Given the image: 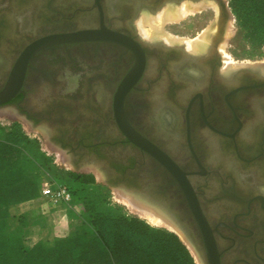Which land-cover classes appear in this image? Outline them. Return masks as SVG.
Returning <instances> with one entry per match:
<instances>
[{
  "label": "flooded vegetation",
  "instance_id": "obj_1",
  "mask_svg": "<svg viewBox=\"0 0 264 264\" xmlns=\"http://www.w3.org/2000/svg\"><path fill=\"white\" fill-rule=\"evenodd\" d=\"M160 1L0 0V90L20 77L0 110L167 213L205 264H264L262 98L234 91L252 65L223 70L215 37L192 52L141 36L136 14Z\"/></svg>",
  "mask_w": 264,
  "mask_h": 264
},
{
  "label": "rangeland",
  "instance_id": "obj_2",
  "mask_svg": "<svg viewBox=\"0 0 264 264\" xmlns=\"http://www.w3.org/2000/svg\"><path fill=\"white\" fill-rule=\"evenodd\" d=\"M182 1L167 0L155 11L142 8L134 18L137 30L143 12L155 14ZM225 4L227 25L223 51L219 49L224 65L263 64L264 0H225ZM216 17L214 10L206 9L178 23H166L164 29L194 38ZM228 24L232 27L227 34ZM19 119L10 109L0 110V208L7 211L0 238L4 236L8 245L0 247V264H114L108 244L118 245L119 254L132 264L147 254L140 252V244L164 254L165 264H191L190 258L193 264H203L183 234L167 223L148 219L120 187L104 182L95 170H76L44 132L43 137ZM18 166L24 171H16ZM45 186H66L73 197L52 202L41 193ZM123 221L130 224L132 239L117 227ZM172 234L187 247L189 259Z\"/></svg>",
  "mask_w": 264,
  "mask_h": 264
},
{
  "label": "bare ground",
  "instance_id": "obj_3",
  "mask_svg": "<svg viewBox=\"0 0 264 264\" xmlns=\"http://www.w3.org/2000/svg\"><path fill=\"white\" fill-rule=\"evenodd\" d=\"M135 1L139 2L141 0H134V2L124 4V8L127 13L131 11L130 8H132V5L137 4ZM144 1L146 3H149L148 0H144ZM206 9L214 10L216 15L218 14L219 11L214 0H184L177 5L173 3L168 4L165 7H163L161 10H159L157 13L155 12V14L150 12H143L141 18L138 19L137 25L139 27L141 36L145 37L146 39L161 38L168 43H184L188 50L192 52H199L204 50L211 41V32L215 28V18L213 22H211V24L208 25L207 28L199 32V34L196 35L194 38L171 34L168 31L166 32L165 31L166 29H164V27L166 23H176V22L178 23L179 21L183 20L186 16ZM228 27H227L228 31H226L227 34L230 33L232 27L231 24L230 25L228 24ZM221 42L219 44H221ZM222 47H223V43L219 47L221 51H223ZM255 66H257L258 68H260L262 72H264V63ZM229 68H231L230 63L227 64V66H225L223 70H227ZM90 170L91 169L88 166H85V168L83 169V171H90ZM94 170L98 173L100 177H102L101 173L98 170L96 169ZM119 190H121L123 195H125L126 199L131 201L138 209H140V211H142L144 216H146L148 219H150L151 221H161L167 223L173 229H176L179 233L183 234V232L177 226H175L174 223L171 220H169L168 217L163 212H161L154 205H152L147 199H145L144 197L136 196L135 194L127 192L126 190L123 189H119ZM183 235L185 236V234ZM185 238L187 237L185 236Z\"/></svg>",
  "mask_w": 264,
  "mask_h": 264
},
{
  "label": "water",
  "instance_id": "obj_4",
  "mask_svg": "<svg viewBox=\"0 0 264 264\" xmlns=\"http://www.w3.org/2000/svg\"><path fill=\"white\" fill-rule=\"evenodd\" d=\"M151 2L152 0H148ZM174 1V0H173ZM218 7V14L215 18V28L211 32V40L216 36L215 42L217 45L225 38V26L227 25V8L225 4V0H214ZM167 2V0H162L159 3H154L148 5L146 8H148L151 11L157 10L163 3ZM94 31L93 30H83V31H73V32H66V33H59L55 34L53 36H49L48 38L50 40H58L60 42L62 41H70L73 39H89L94 37ZM247 72L249 75V78L246 79V83H238V81L235 83L234 91L235 92H248V93H259L262 100L260 101L262 104V107L258 108V111H264V72L260 70L257 66H243L236 68V72ZM13 79L16 80V78H10V80L7 82V84L0 90V104L5 103L8 101L17 91L20 84V77L13 81ZM238 79V78H237ZM13 81V82H12ZM262 128H264V124L261 125ZM78 169V168H77ZM167 214V213H165ZM168 216V214H167ZM170 218V216H169ZM173 223L177 225V227L185 234L187 237V240H189V244L193 247L197 255L199 256V260L202 261L203 264H205L203 253H202V247L196 245L192 239L188 236L186 231L178 225L172 218H170Z\"/></svg>",
  "mask_w": 264,
  "mask_h": 264
},
{
  "label": "trees",
  "instance_id": "obj_5",
  "mask_svg": "<svg viewBox=\"0 0 264 264\" xmlns=\"http://www.w3.org/2000/svg\"><path fill=\"white\" fill-rule=\"evenodd\" d=\"M16 171H24V169H20V166L16 167L15 169ZM73 194V193H72ZM0 216H2L0 218V227L3 226V222H5V219L7 218V211L5 209H2L0 208ZM117 227L121 229V231L123 232L124 236H127L129 238L132 239V234H131V229H130V224L129 223H126L125 221L123 222H117ZM172 238H174V240H176V242L178 243L180 249L184 252V254H186V256H188V259L190 258L189 256V252L187 250V247L182 244L181 242H179L177 240V237L175 235H171ZM2 238H0V247L1 246H8L7 244H5V237L4 236H1ZM101 237V236H100ZM20 245V248H23L21 245L22 243H18ZM107 244V243H106ZM140 247V252H147L146 256L144 255L143 256V259H140V260H137L134 262V264H165V260H164V254H159L158 252H155L154 250H150V247L149 245L148 246H144L142 244L138 245ZM106 247L108 248L109 252H110V257L111 259L113 260V263L114 264H132V262H129L126 257H123L121 256V254H119V247L118 245H114V246H111V245H106ZM158 253L159 256L161 255V259L159 260L158 258ZM10 254H13V251L11 250V253ZM23 255V254H21ZM24 255H28V252L27 250L25 249L24 250ZM138 258V256H137ZM32 260V258L30 257H26V260ZM135 260V258H134ZM190 263L193 264V262L191 261V258H190Z\"/></svg>",
  "mask_w": 264,
  "mask_h": 264
},
{
  "label": "built area",
  "instance_id": "obj_6",
  "mask_svg": "<svg viewBox=\"0 0 264 264\" xmlns=\"http://www.w3.org/2000/svg\"><path fill=\"white\" fill-rule=\"evenodd\" d=\"M42 195L52 202H68L73 194L66 186L50 187L45 186L41 190Z\"/></svg>",
  "mask_w": 264,
  "mask_h": 264
}]
</instances>
